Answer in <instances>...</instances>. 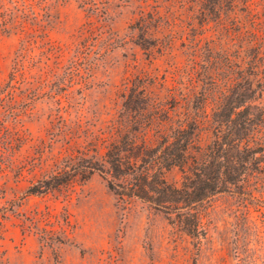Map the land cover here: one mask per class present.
I'll return each mask as SVG.
<instances>
[{"label": "rangeland", "instance_id": "374dc122", "mask_svg": "<svg viewBox=\"0 0 264 264\" xmlns=\"http://www.w3.org/2000/svg\"><path fill=\"white\" fill-rule=\"evenodd\" d=\"M18 1L25 34L0 15V264H264V199L215 195L199 241L98 172L29 191L115 117L128 80L175 118L196 114L205 80L240 81L255 63L264 83V0ZM211 139L204 130L199 144Z\"/></svg>", "mask_w": 264, "mask_h": 264}, {"label": "trees", "instance_id": "16d2710c", "mask_svg": "<svg viewBox=\"0 0 264 264\" xmlns=\"http://www.w3.org/2000/svg\"><path fill=\"white\" fill-rule=\"evenodd\" d=\"M11 3L19 1L0 0L3 29L25 34ZM21 66L17 59L11 79L22 73ZM251 70L222 86L205 80L196 114L183 118L171 113L175 106L164 107L143 85L128 80L115 117L98 132L88 131L86 144L69 151L66 163L29 191L45 193L98 172L121 199H139L164 211L173 226L201 241L207 234L204 211L215 195H234L239 206L264 199V107L257 102L264 83L251 77L259 71L255 63ZM213 102L218 104L209 115L206 107ZM208 129L212 139L203 147L200 137ZM174 168L183 174L180 184L166 177Z\"/></svg>", "mask_w": 264, "mask_h": 264}]
</instances>
